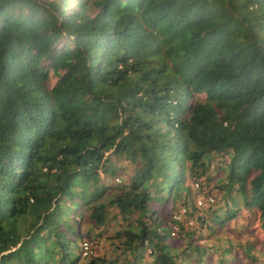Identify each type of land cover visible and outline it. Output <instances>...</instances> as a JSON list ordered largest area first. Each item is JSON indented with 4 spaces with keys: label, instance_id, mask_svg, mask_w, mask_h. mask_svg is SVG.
Segmentation results:
<instances>
[{
    "label": "trees",
    "instance_id": "1",
    "mask_svg": "<svg viewBox=\"0 0 264 264\" xmlns=\"http://www.w3.org/2000/svg\"><path fill=\"white\" fill-rule=\"evenodd\" d=\"M120 161L132 174L107 186ZM191 184L214 203L185 206L200 212L173 241H211L240 212L264 231V0H0V264H72L85 211L118 226L112 250L173 264Z\"/></svg>",
    "mask_w": 264,
    "mask_h": 264
},
{
    "label": "rangeland",
    "instance_id": "2",
    "mask_svg": "<svg viewBox=\"0 0 264 264\" xmlns=\"http://www.w3.org/2000/svg\"><path fill=\"white\" fill-rule=\"evenodd\" d=\"M72 2V1H71ZM54 78L50 77L49 81H48V85L51 86L54 82ZM221 165L220 160L218 158H215L211 161V169L207 172L206 176L208 178V186L209 187H213L215 188V185L217 183H219V181L221 180V178H224V174H222L221 170L219 169V166ZM121 166H125L123 172H121L120 169L117 170V173L121 174V176H117L119 178V181L121 180V178H123V182H127L128 177L132 174L133 172V167L125 162V161H120L119 163V167ZM217 166V167H216ZM216 167V168H215ZM103 179H105V184L111 186L113 185V183L115 182V176H110V175H104ZM121 183V182H120ZM119 183V184H120ZM107 185V186H108ZM213 188H211L212 193H216L215 190H213ZM109 191L113 192V190H109L107 189L106 193H109ZM110 192V194H112ZM201 196L200 192L196 190V187H194L193 184H191L190 187V195H189V200H188V204L184 205L186 206L191 212H192V204L194 202V200ZM218 197V196H216ZM220 204V201L219 203ZM216 204V205H217ZM199 210H193V214L189 215V218H192L195 220V217L199 214L198 212ZM88 212V211H87ZM87 212L85 211L82 214L83 217V222L81 223V227H80V232L82 234V236H84V238H89L90 242L92 243L94 252H95V256H100L102 255L104 257V254L102 253L104 251V244L106 243V240H110L109 237L113 236L114 234V230L118 229V226H109L108 229H104V226L100 227L97 229L96 232H93V227H91L89 229L88 224H87V220H86V214ZM110 214L113 213V210L109 211ZM248 216L245 215L243 212L239 213V217L240 216ZM250 216V217H249ZM248 218H251L254 215H249ZM237 220H233L231 221V223L226 224L223 228L221 229H216V232H213L211 234V236L213 239L212 240H219L222 241L223 240V235H225V233L229 230L230 231V235L229 238H231L229 241V245H232L234 248L236 247L237 252H236V264H264V261H262V259L264 258V256L261 255V251L264 252V231H262L257 223L254 222H250L248 224L247 227H244L242 225V219L241 217ZM113 225V224H112ZM89 229V230H88ZM91 231V234H90ZM88 234V235H86ZM204 238V234L202 235H198L197 233L194 232V234L192 235V240H195V238ZM101 243V244H100ZM242 246H250L252 251H253V256H256V260H251L249 259L243 252L241 247ZM79 250V249H78ZM257 253V254H255ZM98 264V263H97Z\"/></svg>",
    "mask_w": 264,
    "mask_h": 264
},
{
    "label": "crops",
    "instance_id": "3",
    "mask_svg": "<svg viewBox=\"0 0 264 264\" xmlns=\"http://www.w3.org/2000/svg\"><path fill=\"white\" fill-rule=\"evenodd\" d=\"M100 228V227H99ZM108 229V228H106ZM105 229V230H106ZM93 232L97 231V228H93ZM230 231L225 233L223 235V244L229 245V241L227 238H229ZM91 234V231H90ZM167 238L170 240V253L174 256L173 257V264H218L215 260V255L212 252V248H214L213 241L211 240H183L180 242L173 241L174 238L170 237L167 231ZM191 242V243H190ZM111 242L109 240H106V243L104 244V251L102 252L104 254V258L109 261L108 264H160L157 261H154L153 256L148 255V251H136L130 253L129 251H126L124 253L119 251L112 250V246L110 244ZM101 244V243H100ZM201 247L205 248L204 254L200 253V258H197L200 260L199 263L193 262V256L196 253V249L194 247ZM201 254L203 257L201 258ZM106 261V262H107ZM236 257L235 259L228 258L227 264H236Z\"/></svg>",
    "mask_w": 264,
    "mask_h": 264
},
{
    "label": "built area",
    "instance_id": "4",
    "mask_svg": "<svg viewBox=\"0 0 264 264\" xmlns=\"http://www.w3.org/2000/svg\"><path fill=\"white\" fill-rule=\"evenodd\" d=\"M115 181H119L118 178H115ZM196 186V184H194ZM214 199L211 196H207L206 200L203 201L201 198H197L195 201V207H200L204 204H213ZM188 209L185 206H181L178 210L174 211L170 217L171 224H169L168 234L170 237L176 236L178 231V222L185 220V214L187 213ZM188 226L193 225L194 219L187 218L185 220ZM147 251L149 249L147 248ZM95 256V252L92 246V243L88 239H82L79 242V250H78V260L73 262L72 264H81L82 261Z\"/></svg>",
    "mask_w": 264,
    "mask_h": 264
},
{
    "label": "clouds",
    "instance_id": "5",
    "mask_svg": "<svg viewBox=\"0 0 264 264\" xmlns=\"http://www.w3.org/2000/svg\"><path fill=\"white\" fill-rule=\"evenodd\" d=\"M119 176V175H118ZM115 178H118L117 176H115ZM115 180V179H114ZM118 180H119V178H118ZM115 182H119V181H115ZM173 238V237H172Z\"/></svg>",
    "mask_w": 264,
    "mask_h": 264
}]
</instances>
